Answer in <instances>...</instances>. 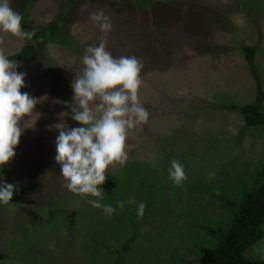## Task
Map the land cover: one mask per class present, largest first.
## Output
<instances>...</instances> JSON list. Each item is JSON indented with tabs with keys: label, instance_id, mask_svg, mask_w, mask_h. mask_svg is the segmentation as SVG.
<instances>
[{
	"label": "rangeland",
	"instance_id": "rangeland-1",
	"mask_svg": "<svg viewBox=\"0 0 264 264\" xmlns=\"http://www.w3.org/2000/svg\"><path fill=\"white\" fill-rule=\"evenodd\" d=\"M9 2L25 30H48L38 53L17 69L27 73L21 91L47 99L22 122L29 128L16 156L0 168V180L18 188L0 204V252L7 255L0 264H199L198 247L216 242L196 225L232 226L233 215L213 194L241 201L264 168V126L248 128L226 110L253 104L258 80L264 90V0ZM99 11L111 20L107 34L90 19ZM0 36L7 56L31 41ZM102 38L113 57L142 62L139 98L149 112L147 123L129 131L126 165L110 167L100 186V203L116 209L111 216L65 187L54 159L59 133L48 129L70 111L55 101L72 102L82 56ZM244 47L257 51L254 73ZM173 159L184 167L182 186L169 179ZM128 199L146 204L143 218L136 204L117 207ZM252 249L247 259L260 260Z\"/></svg>",
	"mask_w": 264,
	"mask_h": 264
},
{
	"label": "clouds",
	"instance_id": "clouds-1",
	"mask_svg": "<svg viewBox=\"0 0 264 264\" xmlns=\"http://www.w3.org/2000/svg\"><path fill=\"white\" fill-rule=\"evenodd\" d=\"M90 19L102 33L111 31V20L103 11L91 13ZM36 31L35 28L25 30L21 14L13 10L9 0H0V33L32 40ZM4 43V37L0 36V45ZM106 44L102 38L98 46L86 48L82 56L84 67L71 83L72 102L55 101L70 111L60 112V122L48 129L59 133L55 139L54 159L66 181L65 187L85 198L93 208L102 209L105 215L111 216L116 209L100 203L104 195L100 186L106 182L110 167L126 165L129 131L147 123L149 112L139 98L143 84L142 62L135 56L113 57ZM20 66L0 49V168L16 156L15 148L25 129L29 128L22 127V122L31 119L36 113V105L47 99V96L37 98L21 91L28 85L25 83L27 73L17 71ZM69 116L79 124L78 127L69 126L65 120ZM168 173L177 186H182L187 179L183 165L175 159L171 161ZM17 191L15 184L0 180V204L8 205ZM125 203L136 204L137 216L143 218L144 202L128 199L118 201L117 207L122 210ZM252 251L264 259V245H254Z\"/></svg>",
	"mask_w": 264,
	"mask_h": 264
},
{
	"label": "trees",
	"instance_id": "trees-1",
	"mask_svg": "<svg viewBox=\"0 0 264 264\" xmlns=\"http://www.w3.org/2000/svg\"><path fill=\"white\" fill-rule=\"evenodd\" d=\"M48 30L26 43L15 55L8 56L13 61H23L34 57L38 53V41L47 36ZM245 60L252 73L256 71V49L244 47ZM264 90L257 81V95L253 104L244 106H228L227 111L242 115L248 128L264 126ZM213 198L221 201L222 205L233 215L232 226L226 231L221 228H210L206 225H196V229L205 231L215 240L214 247L199 246V264H264V259L250 261L246 253L264 239V168L260 172L253 188L244 192L241 201L224 198L213 194ZM131 241L122 246L124 255L131 249ZM112 251V250H111ZM123 255V257H124ZM7 259V255L0 252V260ZM122 264V260L120 263Z\"/></svg>",
	"mask_w": 264,
	"mask_h": 264
}]
</instances>
